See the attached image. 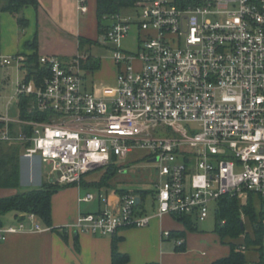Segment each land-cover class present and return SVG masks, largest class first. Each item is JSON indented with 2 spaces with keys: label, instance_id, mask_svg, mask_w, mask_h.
<instances>
[{
  "label": "built area",
  "instance_id": "2783aa9c",
  "mask_svg": "<svg viewBox=\"0 0 264 264\" xmlns=\"http://www.w3.org/2000/svg\"><path fill=\"white\" fill-rule=\"evenodd\" d=\"M76 7L86 13L88 0H76ZM134 7L137 20L117 16L99 40L112 46L116 66L114 84L99 91L83 83L86 53L39 55V67L48 71L39 83L20 68L24 57L0 56V65L16 61L24 73L17 97L31 96V108L47 115H0V142L20 143L21 155L48 166L45 179L58 185L79 187L87 173L112 162L123 173L135 149L158 163L151 214L138 213L136 196L124 193L113 209L79 213L57 226L61 231L114 235L165 214L204 220L221 195L254 194L264 255V0H137ZM132 28L135 49H126L122 42ZM95 198L107 202L108 196L100 189L78 199ZM19 217L0 225V240L35 215ZM162 235L171 237L169 230Z\"/></svg>",
  "mask_w": 264,
  "mask_h": 264
},
{
  "label": "crops",
  "instance_id": "0c3cea01",
  "mask_svg": "<svg viewBox=\"0 0 264 264\" xmlns=\"http://www.w3.org/2000/svg\"><path fill=\"white\" fill-rule=\"evenodd\" d=\"M88 6L87 12L81 13L76 7V0H39L36 8L31 5L23 7L22 14L27 19V24L21 31H19L21 26L14 15L0 11V54L30 53L31 49L26 47V42L31 40L34 34H37L38 53H51L58 49L62 51L61 46L54 47L56 41L61 45L63 40L72 36L78 46L79 35L89 37L80 33L79 22H97L96 0H88ZM50 34H54V37ZM100 88L92 87L91 90L99 91ZM21 158L19 186L30 188L46 181L45 174L41 172V163L37 164V168L35 166L37 158L32 160L23 156ZM31 164L35 168L31 169ZM94 172L96 171L84 176L81 185L76 186V191L69 189L57 191L52 195L51 229L34 230L36 223L42 228L46 226L35 216L33 220L26 221L23 230L10 233L4 240H0V264H111V242L114 236L120 237L116 244L117 250L129 257L123 264H211L213 260L229 254L231 241L239 243L242 240V237L221 238L213 228L202 229L198 228L197 224L196 229H186L169 214L153 217L146 226L122 227L115 235L102 236L76 233L74 230H58L57 226L73 221L79 213L113 209L114 198L119 196L116 192L110 196L106 194L108 199L107 202L104 201L105 208L98 199V205L94 210L83 211L81 208L83 203L95 200L79 201L81 190L91 192L90 187H95L97 191L103 189L92 184L99 180L94 176ZM118 179L126 180L125 177ZM16 191L17 189L0 188V196L10 195ZM105 192L107 193V190ZM156 206L154 193L152 210L148 211L144 207L142 213L151 214ZM164 230H184V249L176 248L173 237H163ZM243 252L245 264H264L263 252L261 254L253 247L245 248Z\"/></svg>",
  "mask_w": 264,
  "mask_h": 264
},
{
  "label": "trees",
  "instance_id": "16d2710c",
  "mask_svg": "<svg viewBox=\"0 0 264 264\" xmlns=\"http://www.w3.org/2000/svg\"><path fill=\"white\" fill-rule=\"evenodd\" d=\"M137 0H96V27L99 34L103 35L106 28L110 23L119 16V11L122 7L133 6ZM31 5L38 7L39 0H0V11L9 12L17 19L21 28L27 24V19L22 14V9L25 6ZM78 50L82 53H86L85 60L82 61V68L86 72H92L99 66L97 59L91 58V56L83 51L85 45H89L93 42H98L89 37L79 35L77 37ZM37 34H34L33 38L26 42V47L31 49L30 53H18L24 54V59L20 62V68H27V70L34 74L38 83L43 75H48V71L45 68L38 65V52H37ZM74 54L73 56H75ZM1 66V65H0ZM31 96L19 95L18 96V113L20 119L30 120H44L46 114L39 112L35 108H31ZM4 125L0 120V127ZM12 123L9 124L12 130ZM23 128V127H22ZM23 131L28 133L29 129L24 127ZM7 142H0V188L18 189L19 188V174H20V143H13L6 146ZM7 147V149H5ZM119 166L114 162L110 163L103 171L97 182H92L93 185L98 187H104L109 184L114 185V181L110 182L112 178H119L122 173H118ZM112 185V186H113ZM68 185H58L50 181H43L38 187L21 189L13 194L0 196V225L2 222V215L6 212L13 211L14 216L18 219L21 213H33L38 217L46 226L51 227V197L61 188H65ZM118 190V189H117ZM119 193H129L126 190L120 189ZM147 192L145 190H139L138 195L141 199L140 203H137L138 213L144 212L143 196ZM120 194V195H121ZM258 197V196H257ZM217 209L215 212V220L213 230L221 237H228L231 239L242 237L241 242H230V252L227 256L217 258L211 262V264H245V256L243 249L253 247L261 254L263 252L261 245V229H260V200L258 198V211L254 207V204L250 199L241 204L235 196L224 194L217 200ZM240 204L243 212L249 217L253 235L250 236L247 232H244V223L242 226V219L240 217ZM170 215V214H169ZM174 219L181 222L186 229H196V219L191 214L186 215H171ZM129 227V226H125ZM58 229V228H57ZM59 230V229H58ZM171 237H184V230H169ZM115 235V234H114ZM120 237H113L111 242V264H123L128 261L129 257L125 253H121L117 250V241ZM243 246V248H242ZM176 248L179 250L184 249V242L180 245L176 244Z\"/></svg>",
  "mask_w": 264,
  "mask_h": 264
},
{
  "label": "rangeland",
  "instance_id": "374dc122",
  "mask_svg": "<svg viewBox=\"0 0 264 264\" xmlns=\"http://www.w3.org/2000/svg\"><path fill=\"white\" fill-rule=\"evenodd\" d=\"M92 7L93 2H91ZM90 5V6H91ZM89 8V6H88ZM138 9L133 6L128 7H122L119 11V17L122 19L130 18L133 20L138 19L137 15ZM92 12H90V15ZM89 15V13H88ZM209 19L214 20L213 16H207ZM220 20L224 19V16H220ZM80 26V33L83 35H87L89 37H92V39L97 40L98 42H93L89 45H85L83 48V51H86L91 58L97 59L99 61V66L94 69L92 72H86L85 70L82 71L83 75V83L86 85L88 90H91L92 87H103L106 85H113L115 81V75H116V66L115 62L112 58V46L110 44H101L99 40H102L103 35L99 34L96 29V22H79ZM21 31V27L19 29ZM51 37H54V34H50ZM136 29L132 28L129 31V34L125 40L122 42V46L126 49H135V38H136ZM69 37V36H68ZM62 41V40H61ZM56 45L54 47H62V51H59L60 49L56 50L55 52L51 53H38V55H55L60 58H67L73 54L76 53H82L81 50H78L76 46V40L75 38L69 37L63 40L62 44H58L56 41ZM77 48V49H76ZM2 49V48H1ZM18 53L16 52L14 54L10 55H4L0 54V56H15ZM22 57H24V54H19ZM23 71L18 68V64L16 61H12L10 64L7 65H1L0 66V115L7 117L9 119H16L18 118V106H17V94H16V84L17 82L23 78ZM13 131H18L16 125H12ZM16 142H7L5 143L6 146H9L10 144H13ZM7 149V147H5ZM23 152V146L20 148V154ZM22 157V156H21ZM20 157V158H21ZM22 159V158H21ZM20 159V160H21ZM34 163V162H33ZM35 166L37 168V164H39V160L35 161ZM158 163L153 162V160L150 157L144 156V152L140 149H135L133 151V154L131 156V162L126 166L125 171L119 176V177H125L126 180L122 181L120 179L112 178L110 182L114 181V185L111 184L106 185L103 187V191L105 194H108L109 196L116 192L119 195L118 190L123 189L128 191L129 193L139 196L138 191L139 190H145L147 193L143 196V202L144 207L146 210L150 211L153 207V198H154V182L153 179L155 178V172L154 167H156ZM41 172L42 174H46L49 170L48 166L45 164H41ZM35 168L31 164V169ZM94 176L100 178L104 170L96 169L94 170ZM56 176L55 173L51 175V178L54 179ZM47 181V180H46ZM38 185L34 186L37 187ZM33 186H30L32 188ZM21 189H26L22 187V185L19 186L17 189L20 191ZM75 190V185H68L65 188H61L58 191H67V190ZM118 189V190H117ZM107 190V193L105 192ZM90 191L92 193H97V190L95 187H90ZM85 190H81V196L85 194ZM252 201L254 204V207L256 208V211H258V197L254 194H249L245 198L240 200V203L243 205L248 200ZM101 206L104 207V201H101ZM240 204V217L244 223V232H247L250 236L253 235V228L252 223L248 216L245 215L243 212L242 206ZM98 205L97 198H95L94 201L89 203H83L81 205V208L83 211L85 210H94ZM217 201H213L209 205V213L208 216L204 220H196V224L198 228L207 229L210 230L213 228L214 220H215V212L217 209ZM13 211L6 212L2 215L1 219L2 222L7 223H15L16 217L13 214ZM38 218V217H37ZM66 224V223H65ZM63 224V225H65Z\"/></svg>",
  "mask_w": 264,
  "mask_h": 264
},
{
  "label": "water",
  "instance_id": "95a60500",
  "mask_svg": "<svg viewBox=\"0 0 264 264\" xmlns=\"http://www.w3.org/2000/svg\"><path fill=\"white\" fill-rule=\"evenodd\" d=\"M136 198V202L139 203L140 198L138 196L135 197ZM118 204V197L114 198V206H117ZM242 226H243V222H242Z\"/></svg>",
  "mask_w": 264,
  "mask_h": 264
}]
</instances>
